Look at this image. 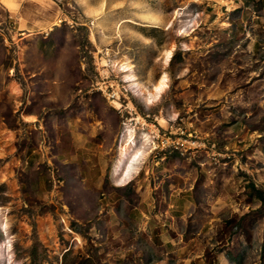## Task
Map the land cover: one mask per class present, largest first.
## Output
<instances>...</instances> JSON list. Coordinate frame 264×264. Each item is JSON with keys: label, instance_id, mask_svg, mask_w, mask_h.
<instances>
[{"label": "rangeland", "instance_id": "rangeland-1", "mask_svg": "<svg viewBox=\"0 0 264 264\" xmlns=\"http://www.w3.org/2000/svg\"><path fill=\"white\" fill-rule=\"evenodd\" d=\"M0 264H264V0L0 3Z\"/></svg>", "mask_w": 264, "mask_h": 264}, {"label": "bare ground", "instance_id": "bare-ground-1", "mask_svg": "<svg viewBox=\"0 0 264 264\" xmlns=\"http://www.w3.org/2000/svg\"><path fill=\"white\" fill-rule=\"evenodd\" d=\"M165 55H166L165 61H167L168 58L170 57V52H166ZM123 70H124V72H126L125 73L126 74L125 75L126 80L134 83L133 87L135 86L136 88H138V95L141 96L148 103L156 101V99L160 97L161 93L166 88V76L165 75H163L158 80V82L153 86V89L150 92V91H146L143 88L142 89L139 88V85L135 83L136 79H135L134 75L127 73L126 67H124ZM13 92H15V93L19 92L17 87H13ZM114 105H115L116 109L120 107V105L117 102H114ZM25 119L27 121H29V120L33 121V118H30V117H26ZM125 134L129 136L127 138L128 141H125L122 138V142H121L120 148H119L118 157L116 159V162H115V165H114V168L112 171V175L114 177L122 176V178L124 177L126 179L128 177V173L131 172L135 168V165L138 163V160L140 159L141 154H140V150L136 149L137 144L133 139V134H132L131 129L127 128V130H125ZM142 138L146 139L147 135L145 133H143ZM123 172H125V173H123Z\"/></svg>", "mask_w": 264, "mask_h": 264}, {"label": "crops", "instance_id": "crops-1", "mask_svg": "<svg viewBox=\"0 0 264 264\" xmlns=\"http://www.w3.org/2000/svg\"><path fill=\"white\" fill-rule=\"evenodd\" d=\"M19 2H20V0H0V3L3 5V7H5L9 12L17 11L18 6H19ZM174 202H175V205H174V207H172V209L168 210L169 211L168 214L170 215L171 219H178L179 218L178 216H180L182 214L184 215V212L187 213V211L189 210V208L191 206V202H190V199H184V200L181 199V200H177ZM168 247H169V245H167V248Z\"/></svg>", "mask_w": 264, "mask_h": 264}]
</instances>
